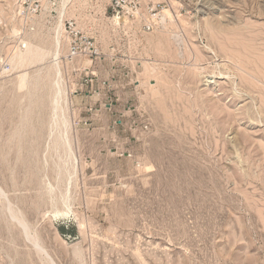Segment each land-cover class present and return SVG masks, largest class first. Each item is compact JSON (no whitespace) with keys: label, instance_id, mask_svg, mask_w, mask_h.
Masks as SVG:
<instances>
[{"label":"rangeland","instance_id":"rangeland-1","mask_svg":"<svg viewBox=\"0 0 264 264\" xmlns=\"http://www.w3.org/2000/svg\"><path fill=\"white\" fill-rule=\"evenodd\" d=\"M4 2L0 264H44L6 202L54 264H264V0H143L144 19H122L129 28L108 24L109 0H71L101 53L66 59L63 30L69 192L53 164L48 62L9 61L21 39L52 45L55 14L24 19ZM165 9L168 29L184 39L182 57L160 32ZM156 36L160 45L148 41ZM146 60L159 62L160 77L142 74ZM217 65L228 75L219 78ZM62 207L69 217H57Z\"/></svg>","mask_w":264,"mask_h":264},{"label":"bare ground","instance_id":"bare-ground-1","mask_svg":"<svg viewBox=\"0 0 264 264\" xmlns=\"http://www.w3.org/2000/svg\"><path fill=\"white\" fill-rule=\"evenodd\" d=\"M6 1V4L4 2L5 5H7L13 12L14 14H18L19 15V8L16 5V1L15 0H0V3ZM73 1V0H72ZM50 2V0H49ZM70 3L71 0H51V6H48L45 4V6L43 7L42 11L40 12V14L37 16H35L36 18H41L44 20V18L47 16L46 14H50V13H54L55 17H56V23L54 25L53 28V34H52V45H50V47H46L45 45H40V44H35L32 41H28V40H24L21 39L20 40V51L19 53H16L14 55L11 56V59L9 60L11 63V67L12 68H19V67H25L26 65H36V64H42L44 62H48L47 68H48V73L47 76L50 78V82H49V88L52 91V98H51V102H49V104L51 105V115H50V120L49 122L51 123V134H50V139H51V149L54 150L57 154V159L53 162L54 169H56V173H57V177L58 181H57V186L59 187V185L61 184V182H65V186H66V191L69 190L70 188V184H72L71 182V173H67L68 171L66 170L67 168V157L70 158L69 153H71L72 148L70 145L71 140L69 139L70 136H68V125L69 123V119H67V115L68 113L66 112L67 108L69 107V101H68V97H67V93H66V88L63 87V79H62V73H61V65H60V49H61V37L63 35V21L65 18H67L66 16L69 17H73L75 18L77 21L78 17L74 16V12L72 13V9H74V7L71 9V11L69 10L70 8ZM74 5V4H73ZM72 5V6H73ZM76 7V6H75ZM77 13V12H76ZM103 13V12H102ZM13 14V15H14ZM77 15V14H76ZM86 15V14H85ZM91 15V14H90ZM102 15V14H101ZM105 15V14H104ZM107 15V14H106ZM160 16L159 20L160 23H162L163 25V29L164 31H160L162 35L165 36L169 39H171L170 43L173 41L175 46L177 47V55L179 57H182V54L184 55V53H182V44H183V37L182 34L178 33V32H174L173 30H169L167 27V23L166 22V18L167 16H172L173 14L171 13L170 9H165L163 10L160 14H157ZM78 16V15H77ZM84 16V15H83ZM93 16V15H91ZM105 17V16H104ZM82 18V17H81ZM92 18V17H91ZM100 19V18H99ZM123 18H108L110 25L114 26L115 28H119V27H123V26H127V21L126 20H122ZM175 19V18H174ZM173 18L171 19L172 22L174 20ZM32 20V19H31ZM34 20V17H33ZM81 20V19H80ZM122 20V21H121ZM157 21V20H156ZM78 23V22H77ZM107 23V22H106ZM177 23V22H176ZM208 23V22H207ZM79 24V23H78ZM105 24V23H104ZM80 25V24H79ZM131 25V24H130ZM33 26V25H32ZM111 26V27H112ZM208 26V25H207ZM81 27V26H80ZM128 27V26H127ZM82 28V27H81ZM129 28V27H128ZM34 29V28H33ZM16 30V29H15ZM14 30V32H15ZM123 30V29H122ZM132 30V29H131ZM167 30V31H165ZM21 31V30H20ZM17 32V31H16ZM38 32V30H37ZM20 33V32H19ZM18 33V34H19ZM159 34V33H158ZM27 36V35H26ZM149 36V35H148ZM155 36V35H154ZM194 36V35H193ZM200 37V36H199ZM166 38V39H167ZM165 40V39H163ZM168 40V39H167ZM148 41L150 43L153 44H159L162 42L160 39V36H156L155 38L153 37L152 39H148ZM186 41V40H185ZM67 42V41H66ZM169 42V41H168ZM172 44V43H171ZM173 45V44H172ZM152 46V45H151ZM163 46V45H162ZM155 47V46H154ZM173 47V46H171ZM152 48V47H151ZM184 48V47H183ZM207 49H209L213 55H215V52L209 47L206 46ZM153 49V48H152ZM162 49V48H161ZM160 49V50H161ZM173 49V48H172ZM167 50V49H166ZM157 51V50H156ZM164 52V50H163ZM201 52V51H200ZM1 59V58H0ZM48 59V60H47ZM47 60V61H46ZM143 60V59H142ZM185 60V59H184ZM147 61V60H146ZM144 61L142 63V67L144 68V71L142 74L146 75H158V72L161 71V69L158 66L159 62L157 64L152 63L151 62H146ZM191 61V60H190ZM70 63V62H69ZM197 65V64H196ZM220 65V64H219ZM37 66V65H36ZM164 66V65H163ZM5 67V66H4ZM40 67V66H39ZM217 67H219L217 65ZM216 67V68H217ZM202 68V67H201ZM222 68V67H221ZM204 69V68H203ZM24 70V69H23ZM164 70V69H163ZM162 70V71H163ZM25 71V70H24ZM38 71V70H37ZM200 71V70H199ZM217 74L219 75V78H224V76L228 75L225 74L224 71L222 72L220 67L219 70H216ZM17 72V71H16ZM28 72V71H27ZM40 72V71H39ZM142 72V71H141ZM22 73V72H20ZM41 73V72H40ZM39 73V74H40ZM164 73V72H163ZM18 74V73H17ZM24 74V73H23ZM37 74V77L38 75ZM138 74V73H137ZM161 74V73H160ZM146 76V77H148ZM159 76V75H158ZM157 76V78H158ZM160 77V76H159ZM218 77V76H217ZM228 77V76H227ZM162 80H164L163 77H161ZM254 78V77H253ZM142 79V77H141ZM47 80V79H45ZM41 81V80H40ZM143 81V80H142ZM38 82V81H37ZM162 82V81H161ZM165 82V81H164ZM211 81H209L210 83ZM231 82V81H230ZM35 84L36 81H35ZM160 84V83H159ZM163 84V83H162ZM179 85V84H178ZM37 86V85H36ZM43 86V85H42ZM47 86V85H46ZM65 86V85H64ZM180 86V85H179ZM35 87V86H34ZM160 87V86H159ZM48 88V89H49ZM163 88V87H162ZM46 89V88H45ZM37 90V89H36ZM161 90V89H160ZM31 91V90H30ZM49 90H47L48 93ZM239 94V93H238ZM50 95V94H49ZM32 103V101H31ZM31 103H29L31 105ZM30 107V106H29ZM28 107V108H29ZM30 109V108H29ZM67 113V115H66ZM69 118V117H68ZM50 127V126H49ZM55 128V129H54ZM56 131L58 130V135H55V133H53L52 131ZM57 132V131H56ZM57 134V133H56ZM48 138V137H47ZM49 140V139H48ZM46 141V140H45ZM45 143V142H44ZM47 144V143H46ZM50 144V143H48ZM45 146V145H44ZM50 147V146H49ZM45 148V147H44ZM47 148V147H46ZM50 149V148H49ZM47 150V149H46ZM65 153H64V152ZM61 152L64 153L65 157L63 156V153L61 154ZM55 155V154H54ZM67 155V157H66ZM56 157V156H54ZM53 157V158H54ZM70 159H68L69 161ZM45 161V159H44ZM70 162V161H69ZM74 162V161H73ZM76 163V162H74ZM70 164V163H69ZM68 164V165H69ZM71 165V164H70ZM69 165V166H70ZM68 169V168H67ZM46 172V171H45ZM73 174V173H72ZM65 177H64V176ZM54 176V175H53ZM55 178V177H54ZM64 178V179H63ZM64 180V181H63ZM66 180V181H65ZM46 182V181H45ZM46 184V183H44ZM53 186L51 185L50 188H52ZM56 187V186H55ZM57 188V187H56ZM60 188V187H59ZM58 188V189H59ZM63 188V187H62ZM65 188V187H64ZM55 189V188H54ZM51 189L47 190L50 191ZM65 190V189H64ZM58 191V190H57ZM52 192V191H51ZM56 192V190L54 191ZM69 192V191H68ZM49 193V192H48ZM47 193V194H48ZM58 193V192H57ZM60 193V191H59ZM1 194V193H0ZM61 194V193H60ZM50 195V193L48 194ZM53 195V193H52ZM63 195V194H61ZM60 195V196H61ZM63 197V196H62ZM52 198V196H51ZM54 198V197H53ZM65 198V197H64ZM62 198V200L64 199ZM66 198H68V195H66ZM65 198V199H66ZM70 198V197H69ZM60 199V198H59ZM63 200L62 202H68L69 199L67 200ZM53 200V199H52ZM58 200V199H56ZM55 201V200H54ZM61 201V199H60ZM71 201V200H70ZM1 202V201H0ZM6 202V201H5ZM9 202V201H8ZM53 202V201H52ZM56 202V201H55ZM61 204V203H60ZM68 204V203H67ZM12 204L10 203H5L4 206V210L8 216V218L11 220L12 223H14V225H17L19 227V230L22 233L23 238H25L26 240H28V242L31 243L32 247L34 248L35 252L37 253L38 257H40V259L43 261L44 264H54V262L52 261V259L48 256L47 252L45 251V249H43L37 235H33V230L31 226L28 225L27 221L25 220V218L23 217V215L21 214V212L17 209L15 210L12 206ZM68 207V205H67ZM3 209V208H2ZM63 211L61 215H57V217H69V209L62 207ZM77 219V218H76ZM78 223V222H77ZM78 228L79 230L81 229L82 223L79 222L78 224ZM31 227V228H30ZM24 239V240H25ZM29 243V244H30ZM72 251L74 252V256L79 258H83V250L81 246L78 245H74L72 247Z\"/></svg>","mask_w":264,"mask_h":264},{"label":"built area","instance_id":"built-area-1","mask_svg":"<svg viewBox=\"0 0 264 264\" xmlns=\"http://www.w3.org/2000/svg\"><path fill=\"white\" fill-rule=\"evenodd\" d=\"M19 8V17L31 19L42 11L46 5L51 6V0H15ZM109 11L112 18H145L146 11L143 0H109ZM148 11H153L156 7H147ZM155 17V14L151 15ZM149 29L148 25H144ZM63 30L67 40L66 59L72 61L77 58H89L94 60L100 55V49L95 39L85 32L74 18H65Z\"/></svg>","mask_w":264,"mask_h":264}]
</instances>
